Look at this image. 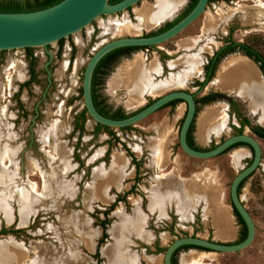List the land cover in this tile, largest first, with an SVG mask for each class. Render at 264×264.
<instances>
[{
	"label": "rangeland",
	"instance_id": "374dc122",
	"mask_svg": "<svg viewBox=\"0 0 264 264\" xmlns=\"http://www.w3.org/2000/svg\"><path fill=\"white\" fill-rule=\"evenodd\" d=\"M170 1L139 0L122 12L95 18L79 32L63 38L60 44H49L47 49L52 55L48 64L49 83L43 70L47 58L41 47L30 49L34 76L26 85H22L29 62L25 51H0V106L6 105L4 117L0 115V160L5 163L0 165V199L5 201L0 210V229L5 230L0 234V262L145 264L147 256L157 255L162 264L164 247L178 237L190 235L224 243L239 239L242 229L231 212L228 186L249 154L235 162L231 157L234 150L208 159L184 154L177 144L176 126L179 125L176 116L182 114L183 104L160 108L126 128H96L87 115L83 120L78 118L83 109L81 75L91 53L114 38L156 34L179 19L190 5V0H181L169 7ZM150 8L149 13L140 16L143 9ZM226 37L251 46L264 57V0H208L201 14L174 37L118 56L104 69L95 89L109 112L118 109L125 117L168 91H193L192 82L201 78V62ZM194 58L200 60L196 67ZM189 61L191 68L187 70ZM136 65L141 67L145 79L131 77ZM177 74L183 75L182 81ZM10 75L12 85L6 81ZM213 78L214 73L207 82V90L214 86ZM241 79L246 84L247 80ZM238 93L250 99L243 88ZM250 101V107H257ZM213 108L215 115L227 113L223 102ZM209 113L205 108L199 114L198 130ZM250 118L248 115L249 122H253ZM55 120L57 128L51 133ZM231 121L235 123L231 117L228 124L225 120L220 133L216 131L218 134L203 140L201 146H211L232 135ZM259 122L263 124V117ZM242 133H248L245 127ZM259 145L260 165L239 191L254 223L250 245L234 253L186 247L178 250V255L183 251L204 253L207 258L201 261L206 264H264V140ZM48 146L55 149L58 159L48 155ZM125 149L136 159L134 164ZM118 153L127 158L126 166ZM115 158H120L125 171L122 168L117 178L107 180ZM155 160L160 163L159 172L170 171L181 178L192 173L204 176V199L193 203L188 218L181 219L173 207L160 218L147 212L149 190L160 178L158 175L167 174H156ZM37 171L45 175V189L41 199L34 200L29 194L30 183H35L38 192L43 188ZM28 205L35 209L25 215ZM135 209L146 215L141 230L151 233L147 243L125 229L127 225L135 227L132 221L125 218L120 221L132 216ZM223 215L231 221L232 234L220 236L229 221L222 218L226 225L220 224L217 234L213 218L219 220ZM134 216L140 220L137 214ZM187 260L183 258L185 264Z\"/></svg>",
	"mask_w": 264,
	"mask_h": 264
},
{
	"label": "water",
	"instance_id": "95a60500",
	"mask_svg": "<svg viewBox=\"0 0 264 264\" xmlns=\"http://www.w3.org/2000/svg\"><path fill=\"white\" fill-rule=\"evenodd\" d=\"M138 1L119 0L115 3H108V0H60L55 4L33 11L0 12V51L41 47L47 57L44 62V67H46L52 58L47 49L49 44L56 43L60 39L79 32L99 16L122 12ZM207 2L208 0H197L183 17L159 33L118 37L103 43L91 53L81 75L80 95L82 107L88 118L95 124L111 128L131 126L167 102L178 99L186 104L185 113L177 132V143L184 154L192 158L208 159L220 154L237 142L248 145L252 150L251 161L232 177L228 186L229 203L245 226V237L235 243H224L190 235L178 237L165 247L162 253V264H172L171 255L173 251L182 245H192L206 251L220 253H234L250 245L254 237V224L237 194V185L257 167L260 159L259 144L253 136L238 133L227 136L215 146L206 150L190 147L186 142V133L194 115L195 105L191 93L182 89L168 91L124 118L112 119L105 117L99 114L93 106L90 93L91 75L97 61L113 49L126 46H153L174 37L201 14ZM46 72L47 82L49 83V72L47 70Z\"/></svg>",
	"mask_w": 264,
	"mask_h": 264
},
{
	"label": "crops",
	"instance_id": "0c3cea01",
	"mask_svg": "<svg viewBox=\"0 0 264 264\" xmlns=\"http://www.w3.org/2000/svg\"><path fill=\"white\" fill-rule=\"evenodd\" d=\"M236 58L245 59L250 64H252V66L255 68L256 71L258 70L256 65L249 58L245 57L244 55H241L239 52H234L232 54H229V55L225 56L221 60V62L218 64V66H217V68L215 69V72H214V78H213V85L214 86L210 85L211 88H209V90H207V84H206L203 92L219 91V92H223V93H225L227 95H230L232 98H234L237 102L240 103V104L239 103L238 104H239V106H240V108L242 110V113L245 112L246 114L251 116L250 119L253 122H250V124H257V125H260V126L264 127V124H261L259 122V119L263 116L261 114L260 109H258L257 107L252 108V107L249 106V101H250L249 96H244L243 97L234 89L220 88V87H218L215 84V78L217 76V71H218V68H219L220 64L223 63V62H227L229 60H232V59H236ZM193 61H194L193 65L195 67L200 63V60H198L197 58H194ZM190 62L191 61L188 62V67L186 66L187 70H190L189 68H191L190 65H189ZM201 64H202V62H201ZM257 74L258 75L260 74L259 76L261 77L262 83L264 85V81H263V78H262L261 73L259 72V70L257 71ZM178 76L181 77L180 81H182L183 80V77H182L183 75L182 74H177L176 77H178ZM171 77H172V75H169V78H171ZM175 78H172V79H175ZM218 102L219 101L213 102L211 104H206V105L202 106L199 109V110H201V111H199L200 113L205 108H207V109H209L211 111V114L209 113V115L207 116L202 129L198 130V120H199V114L200 113L198 114V116L196 114L197 118H196V116L194 118V127H193V131H192V138H193V141L199 146H201L203 140L209 139L210 137L215 136L218 133H220L223 123L225 124V122H224L225 120H226V124H228V122H229V117H228L227 113H224V115L223 114L215 115L216 111L214 110L213 107ZM220 102H223V101H220ZM250 103H251V101H250ZM177 104L180 105V104H183V103H177ZM167 106L171 107L172 105H166L164 107H167ZM183 110H184V105H183ZM226 111H227V106H226ZM182 114H183V112H182ZM182 114L176 116V120L178 121V123L181 120ZM248 115H245V116L248 118ZM221 116H223V117H221ZM220 119H223L221 124H220V122H218ZM235 123L232 122V121L230 122V124L236 125ZM215 124H218V129H217L218 133H216V129L215 128L212 129V126L215 125ZM246 130H247V128H246ZM230 150H234L232 152V154H231V157H232V155L234 153H238V155H239L237 160H234L232 158V160L234 162L238 161L239 157L242 156V155H245V153L249 154V151H248L247 147H245V146H236L234 148H231ZM229 151H227V152H229ZM118 154H121V153H118ZM121 155L125 159V166H126L127 158H125L123 154H121ZM131 158L132 157H129V159L132 161ZM134 160L136 162V159H134ZM155 161H156V163H155ZM155 161H154V163H155L154 169H155L156 174L157 173H167V174L165 176H163V177L157 178L155 185L149 190V196H148L149 198H148V204H147V209H146L147 212L156 213L157 217L160 218V217H164L167 214V209L168 208L170 209V207H173V209L175 211H177V213L180 215L181 219L188 218L190 213H191L189 211V209L193 208V203H195V201H197V199H199V200L200 199H204V195H205L204 194L205 193L204 192V189H205L204 183L205 182H204V179H203L204 176H201L199 174L198 175H194L195 173H192L188 177H182L181 178L180 175L172 174L170 171L159 172L158 170L160 168L159 167L160 163L157 162V160H155ZM133 164H134V162H133ZM125 166H124V171H125ZM98 168H100V167H98ZM160 170H162V169H160ZM135 171H136V169L134 167L133 173H135ZM127 173H128L127 175H130L131 171H128ZM124 174H126V173H124ZM133 175H134L133 177L136 176L135 174H133ZM251 175H249V176H251ZM195 176H198V177H195ZM210 193H211V190H209L208 193H207L208 198L210 196ZM238 196H239V194H238ZM239 198H240V196H239ZM231 212H232V209H231ZM135 214L138 215V217L140 219L139 221L135 220V216H134ZM145 217H146L145 213H143L142 211L139 212L137 209H135V210H133L132 216H130L129 218L123 217V218H121L120 221L125 220V219L132 221V223H133V225L135 227H133L131 225H127L125 229H127V230L130 229L131 231H133V232L130 231L131 234L137 236L139 239H141V240H143L144 242L147 243L151 239V233H148L147 231H144V230L142 231L141 230L142 225L145 223V220H146ZM222 218H226L229 222L227 223L228 227L224 228L225 232L221 235V234H219L220 233L219 232L220 224H223L224 226L226 225L223 222ZM213 221H214V224L216 225L215 227L217 228V234H219L220 236L227 235V234H232L231 221L229 220L227 215H223V217H221L219 220H217V218H215V219L213 218ZM119 232H121V230ZM115 239L116 238H113L114 241H116ZM215 241H218V240H215ZM237 241L238 240L231 241L230 243H235ZM219 242H221V241H219ZM165 247H164V249H165ZM182 248H186V247H182ZM182 248H179L176 251H174L173 259H172L173 263L172 264H185L184 261H183V258H185V257H187V258H199L200 259V255H197L198 253L197 252L194 253V251H192L193 253L190 252V254H186L183 251V254L179 253V255H178V250H180ZM176 253L178 255L177 256L178 257L177 262H176V257H175ZM200 254L201 255H206L204 253H200ZM130 257H132V256H130ZM205 257L207 258V256H205ZM134 261H135V258H134ZM144 262H145V264H150V263L151 264H159V256H157V255L147 256L145 258ZM161 263H162V256H161ZM0 264H4V263L0 262ZM5 264H19V261H15L14 260V261H11V263L8 262V263H5ZM117 264H119V263H117Z\"/></svg>",
	"mask_w": 264,
	"mask_h": 264
},
{
	"label": "flooded vegetation",
	"instance_id": "af4514ba",
	"mask_svg": "<svg viewBox=\"0 0 264 264\" xmlns=\"http://www.w3.org/2000/svg\"><path fill=\"white\" fill-rule=\"evenodd\" d=\"M190 3H191V0H190ZM24 51H25V53H26V55H27V57L29 59V62H28L27 68H26L27 77L24 80V82H26V81H31V79H33L34 70H33L32 63H31L32 62L31 61L32 60V56H31L30 51H27V50H24ZM247 51H251V53L253 55H247ZM234 52H239L241 55H244L245 57L249 58L256 65V67L258 68V70L261 73V76L263 78V81H264V57L258 51H256L254 48H252L251 46H249L247 44H244L241 41H233V40H230L228 37H226V40L223 41L222 45H219L218 48H213V52L207 57V59L201 65V78L199 80H196V81H193L192 82L194 84L195 90L189 91L191 93V95H192L195 108H194L193 118H192V120L190 122V125H189L188 129H187L186 142H189L190 145H191L190 147H193L194 149L206 150V149L212 148L213 146H215L217 144L216 143V144H213V145L208 146V147H203V146L201 147V146L197 145L193 141V138H192V131H193V127H194V118H195L198 110L202 106H204L206 104H211V103L216 102V101H223L226 104L228 117L230 116L236 122V125L231 124V125L234 126L233 127L234 130L232 131V134L242 133V129L245 127V128H247V132H248L246 134L253 136L257 140L258 144H259V141L260 140H264V137H262V135L259 133V130L260 129H263L264 130V127H262L260 125H257V124H250L248 118L242 113V110H241L238 102L234 98H232L230 95H227V94H225L223 92H219V91H207V92H203V90H204L207 82L211 78L210 77L207 81L203 82V80L205 79V77L207 75H209V73H211V72H212V75H213V73L215 72V69L217 68V66L221 62V60L225 56H227L229 54H232ZM123 54L124 53H121L118 56L123 55ZM111 62H109L107 64H104V65H102V66L99 67V71H98V73H96V76H95V80H96L95 88L98 86V82H99L100 76L103 73L104 69ZM48 64L46 65V67H44V63H43V70L45 71L46 75H47L46 70L48 71ZM261 68H263V69L261 70ZM219 69H220V66H219ZM6 81H7V78H6ZM46 81H47V78H46ZM186 91H188V90H186ZM95 94H96V100L101 101L102 104H103V100L100 97V95L97 93V90L96 89H95ZM177 103H183V105H184V110H183V114H182V117H181V120H182V118L184 116V113H185L186 104H185V102H183V101L180 100V101H176L174 103H171L169 105L174 106ZM33 112L36 113V109H34ZM230 117H229V119H230ZM181 120L179 121V125L181 123ZM179 125H177V128H179ZM177 132H178V130H177ZM236 146H245V147H247V149L249 151V157L247 158V160L245 162V165H244V167H245L251 161V158H252V150H251V148L248 145H246L244 143H241V144L239 143V144H236V145H233L232 144V145H230L228 148H226L223 152H221L218 155L224 154L227 151H229L231 148H234ZM259 147H260V145H259ZM260 159H261V148H260ZM260 159H259V163H258L257 167L255 168V170L260 165ZM251 174H249V175H251ZM249 175L246 176L244 180L242 179L243 181H242L241 185L247 179V177H249ZM241 185H239V187L237 185V194H239ZM173 254H174V252L171 255V259H173Z\"/></svg>",
	"mask_w": 264,
	"mask_h": 264
},
{
	"label": "bare ground",
	"instance_id": "6f19581e",
	"mask_svg": "<svg viewBox=\"0 0 264 264\" xmlns=\"http://www.w3.org/2000/svg\"><path fill=\"white\" fill-rule=\"evenodd\" d=\"M160 1L161 0H156V2H160ZM179 1H181V0H171L170 2H167V5H169V7H174V5L176 6V4ZM258 6L259 7H262L263 5H258ZM157 7L159 8L158 5H157ZM150 10H151V8L150 9H143L142 12H140L141 13L140 16H143V15L149 13ZM153 66H154V64H153ZM236 71H242V72L236 73ZM257 71L252 66V64H250L248 61H246L243 58L232 59V60H229L227 62H224L221 65V67H220V69H219V71L217 73V79H215V84L218 87H220V88L234 89L237 92H238L239 88H243V90H245V92H247L250 95V100H251L252 104H255V106H257L260 109L261 114L263 115L262 117H263V124H264V87L261 85L260 78H259V75L260 74L258 75L257 74ZM131 77H133V79L142 78V80H143L144 76H143V72L141 70V67H139L138 65L134 66L133 69H132V71H131ZM241 78H243V79L245 78L247 80L246 84H244V82L242 81ZM10 82H11V75L9 77H7V83L11 84ZM152 95H155V94H152ZM5 106L6 105H1L0 106V115H1L2 118L4 117V111L6 109ZM221 117H223V116H221ZM205 120L206 119H204L202 121V123L200 124L199 130L203 128V125L205 123ZM222 120L223 119H220L218 122H220V124H221ZM56 121L57 120H55V122H53V124H52V126L50 128V132L51 133L55 132V130L57 128V124L58 123ZM213 128H215L216 131H217L218 124L213 125L212 126V129ZM48 148H49L47 150L48 151V155L52 159H55V158L58 159V156H57V153L55 152V149L52 146H48ZM5 156H7V155L5 154L4 157ZM238 156H239L238 153H234L232 155V158L234 160H236L238 158ZM119 159L118 158H115L114 161L112 162V164L110 166V172L107 173L108 175L106 174L107 175V177H106L107 180L117 178L119 176V173H120L121 169L124 168V167H122L123 164H121V161ZM0 165L5 166V163L0 160ZM37 172H38V175L40 176V178L43 181V188L41 189V192H38L36 190L35 183L34 182H31L30 183V185H29V194L31 195V197L34 200L41 199V197L43 196V193H44V189H45V177H44L45 175H43V173L40 172V171H37ZM165 175L166 174H164V175H158V177H163ZM51 189H53V185L51 186ZM1 199H0V210H1V206L5 204V201L3 200V198H1ZM34 209H35L34 207L28 205L27 210L25 212V215H28L30 212H33ZM205 256L206 255H204V256L200 255V259L203 258V257L205 258ZM200 259L199 258H188L186 264H206L205 262L201 261ZM209 260H210V258H209Z\"/></svg>",
	"mask_w": 264,
	"mask_h": 264
},
{
	"label": "trees",
	"instance_id": "16d2710c",
	"mask_svg": "<svg viewBox=\"0 0 264 264\" xmlns=\"http://www.w3.org/2000/svg\"><path fill=\"white\" fill-rule=\"evenodd\" d=\"M59 1L60 0H0V12H25V11H33V10L45 8L47 6H50L52 4L57 3ZM117 1H119V0H108V3H115ZM196 1L197 0H191V3L189 5L188 9L184 12V14L181 17H183L193 7V5L195 4ZM179 19H177V20H175V21H173L171 23H168L164 28L158 30L157 33H159L161 31L167 29L172 24H174L176 21H178ZM147 35H152V34H147ZM61 41H62V39L58 40L57 43L60 44ZM148 47H150V46H140V47L139 46H126V47L116 48V49H113V50L107 52L105 55H103L97 61V63L94 66V69L92 71V75H91L90 93H91V100H92L93 106H94V108L96 109V111L99 114H101V115H103L105 117L112 118V119H121V118H124L125 117V115H123V113L120 110H118V109L117 110H114L113 112H109V110L106 108V106L104 104H102L101 101L96 100V94H95V84H96V80H95V76H96V73H98V71H99V67L102 66V65H104V64H107V63H109L111 61H113L121 53H125V52H127L129 50H132V49H135V48H148ZM30 49L31 48H24V50H27V51H30ZM72 53H73V47H71V56H72ZM247 55H253V54L251 53V51H247ZM262 69L263 68H261V70ZM211 75H212V72L209 73V75H207L205 77V79L203 80V82L207 81L211 77ZM27 82L28 81L24 82L22 85H26ZM176 101H180V100H178V99L171 100V101L167 102L166 104H164L163 106H161L160 108H162V107H164L166 105H169L171 103H174ZM84 115H86L85 114V110L82 109L79 112V114H78V118L80 120H83ZM95 126H96V128L107 129V127L101 126L99 124H95ZM126 127H129V126H126ZM126 127H121V128H126ZM259 133L262 135V137H264V130L263 129H260L259 130ZM186 138H187V136H186ZM187 143H188L189 146H191L189 142H187ZM239 143L241 144V142H237V143H234L233 145H236V144H239ZM127 154L131 157V154L129 152ZM131 159H132L133 162H135L134 158H131ZM243 180H241L239 182L238 187H239V185H241V183H242ZM231 209H232V213H233L234 217L236 218L238 224L241 225V229L242 230H241V233H240V237L238 239V241H240V240H242L245 237V226H244L242 220L240 219V217L238 216V214L236 213V211L234 210V208H231ZM103 225H104V222L101 221L100 222V226L103 227ZM3 233H5V230L1 228L0 229V234H3ZM104 236H105V234L102 233V237H104ZM101 241H102V238H101V240H99V243ZM182 247H194V248L202 249L200 247H196V246H192V245H182V246L177 247L174 251H176L177 249L182 248ZM94 257H96V253L94 254ZM171 263H173L172 259H171Z\"/></svg>",
	"mask_w": 264,
	"mask_h": 264
}]
</instances>
